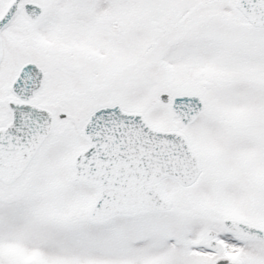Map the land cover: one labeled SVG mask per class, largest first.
<instances>
[{
    "label": "snow or ice",
    "instance_id": "6c2138e0",
    "mask_svg": "<svg viewBox=\"0 0 264 264\" xmlns=\"http://www.w3.org/2000/svg\"><path fill=\"white\" fill-rule=\"evenodd\" d=\"M0 264H264V0H0Z\"/></svg>",
    "mask_w": 264,
    "mask_h": 264
}]
</instances>
